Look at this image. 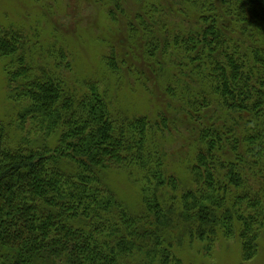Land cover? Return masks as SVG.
<instances>
[{"label": "trees", "instance_id": "1", "mask_svg": "<svg viewBox=\"0 0 264 264\" xmlns=\"http://www.w3.org/2000/svg\"><path fill=\"white\" fill-rule=\"evenodd\" d=\"M107 1L140 47L113 46L105 72L170 101L153 118L116 114L98 81L68 77L69 50L50 45L52 64L35 65L37 45L0 26L19 106L0 120V264H182L173 250L185 237L209 249L219 232L239 233L250 259L264 227V0L96 2ZM179 112L195 153L180 198L160 143ZM112 172L127 173L136 210L109 186Z\"/></svg>", "mask_w": 264, "mask_h": 264}, {"label": "rangeland", "instance_id": "2", "mask_svg": "<svg viewBox=\"0 0 264 264\" xmlns=\"http://www.w3.org/2000/svg\"><path fill=\"white\" fill-rule=\"evenodd\" d=\"M96 1L0 0V26L20 29L26 34L32 47L37 45L30 54L35 65L52 64L54 52L48 50L50 45L55 44L69 50L72 70L68 77H73V81L80 85H83L84 81H98L99 87L107 93L112 112L126 113L130 117L148 115L153 118L160 110H166L162 105L163 99L170 100L164 95L160 98L161 101L152 99L148 91L134 84L133 79L132 82L120 84L115 76L105 72L103 60L113 50V46L119 50L128 49L132 44L138 48L140 45L136 40L130 42L128 39H122L124 33L118 29L120 26H127L128 20H125V16L118 27L114 26L108 12L109 2L103 5L102 2ZM126 10L129 11L128 8ZM6 64L7 61L0 60V120L7 122L15 119L19 106L8 96ZM187 119L184 112H179L176 116L178 129L172 128L170 135L166 134L160 141L167 155L168 173L179 179V191L176 194L178 198L182 196V192L193 187L189 167L194 161L195 153L183 148L188 134L181 128L185 125L179 126L183 122L187 125ZM257 126L264 127V116L259 118ZM29 130H32L31 123ZM29 138L33 140L32 132ZM187 151L189 153L184 159ZM252 163L251 160L246 165L245 177H252ZM107 181L119 198L125 200L132 209L138 208L137 192L127 173H109ZM246 181L244 187H247ZM185 238L182 244L175 246L173 250L182 264H264V227L258 236L256 253L248 260L244 257L243 242L239 233L235 232L230 236L227 232H219L215 243L210 245L209 249L206 242Z\"/></svg>", "mask_w": 264, "mask_h": 264}]
</instances>
